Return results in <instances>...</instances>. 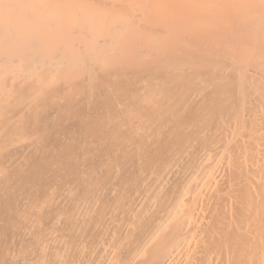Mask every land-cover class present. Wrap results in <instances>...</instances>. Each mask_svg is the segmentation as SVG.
Here are the masks:
<instances>
[{
    "label": "bare ground",
    "instance_id": "bare-ground-1",
    "mask_svg": "<svg viewBox=\"0 0 264 264\" xmlns=\"http://www.w3.org/2000/svg\"><path fill=\"white\" fill-rule=\"evenodd\" d=\"M153 1L0 0V264H264V0Z\"/></svg>",
    "mask_w": 264,
    "mask_h": 264
},
{
    "label": "rangeland",
    "instance_id": "rangeland-1",
    "mask_svg": "<svg viewBox=\"0 0 264 264\" xmlns=\"http://www.w3.org/2000/svg\"><path fill=\"white\" fill-rule=\"evenodd\" d=\"M129 1H130V0H128V2H129ZM136 1H137V0H136ZM145 1H147V0H145ZM152 1H153V0H152ZM160 1H162V0H160ZM160 1H159V3H157V4H161ZM169 1H170V0H166L167 3H166V2H164V3H166L167 5H170ZM174 1H175V0H174ZM174 1H173V5H172V2H171V6H172V7L174 6V7L172 8V7L168 6V7H167V10H168V12H170V9H171V11H173V12H174V11H177L176 13H179V10H178V9L181 8V7H179V6L177 5V3H178L177 0H176V2H175V5H174ZM182 1H184V0H182ZM189 1H191V0H188L187 2H189ZM201 1H202V0H201ZM210 1H211V0H210ZM218 1H219V0H218ZM226 1H227V0H225V3H227ZM229 1H230V0H229ZM231 1H232V0H231ZM231 1H230V2H231ZM233 1H234V0H233ZM233 1H232V2H233ZM235 1H236V0H235ZM238 1H239V0H238ZM253 1H254V0H253ZM257 1H258V0H257ZM128 2H127V4L130 3V2H129V3H128ZM134 2H135V1H134ZM140 2H142V4H143L144 0H143V1L140 0ZM149 2H150V1H149ZM153 2H157V1L154 0ZM162 2H163V1H162ZM179 2H180V0H179ZM191 2H192V1H191ZM194 2H196V1H194ZM202 2H203V1H202ZM204 2H205V1H204ZM204 2H203V3H204ZM206 2H207V0H206ZM211 2H213V1H211ZM211 2H209V3H210L211 5H213ZM236 2H237V1H236ZM244 2H245V0H244ZM249 2H250V1H249ZM131 3H132V2H131ZM138 3H139V1H138ZM144 3H145V2H144ZM146 3H147V2H146ZM196 3H198V2H196ZM196 3H194V4H196ZM200 3H201V2H200ZM203 3H202V4H203ZM213 3H214V2H213ZM215 3H216V2H215ZM225 3H224L223 5H224V8H225L226 10H228L229 8L232 7V6H231V7H228V6L225 7V6H226ZM233 3H234V2H233ZM152 4H153V3H152ZM154 4H155V3H154ZM166 4L164 5V4L162 3V5H164V7L167 6ZM178 4H179V3H178ZM180 4H181V3H180ZM180 4H179V5H180ZM182 4H183V2H182ZM182 4H181V5H182ZM185 4H187V3H186V0H185ZM188 4H189V3H188ZM188 4L186 5V6H187L186 9L189 8V5H188ZM205 4H206V3H205ZM210 4H209V5H210ZM221 4H222V2H221ZM231 4H232V3H231ZM238 4H239V3H238ZM245 4H246V3H245ZM245 4H244V5H245ZM254 4H255V3H254ZM254 4H253V5H254ZM140 5H141V3H140ZM144 5H145V4H143V6H144ZM155 5H156V4H155ZM162 5H161V6H162ZM176 5L178 6V9L175 8ZM191 5H192V7H193V4H191ZM207 5H208V3H207ZM209 5H208V6H209ZM216 5H217V3H216ZM218 5H219V4H218ZM227 5H229V4H227ZM233 5H235V4H233ZM236 5H237V4H236ZM239 5H240V4H239ZM239 5H237V6H239ZM244 5H243V7H244ZM247 5H248V4H246V6H247ZM253 5H252V6H253ZM128 6H129V5H128ZM133 6H135V4L133 5V3H132V8H134ZM141 6H142V5H141ZM151 6H152V5H151ZM156 6H157V5H156ZM156 6H155V7H156ZM184 6H185V5L182 6V7H183V11L187 12V10H184V9H185ZM195 6H196V5H195ZM195 6H194V8H195ZM220 6H221V5H220ZM246 6H245V7H246ZM158 7H159V6H158ZM158 7H157V8H158ZM190 7H191V6H190ZM198 7H199V6H198ZM200 7H201V6H200ZM216 7H217V6H216ZM222 7H223V6H222ZM222 7H221V9H222ZM235 7H236V6H235ZM241 7H242V6H241ZM241 7H240V8H241ZM144 8H145V7H144ZM147 8H148V6H147ZM159 8H160V7H159ZM168 8H169V9H168ZM194 8H192V12H193L194 10H197V9H194ZM205 8H206V6H205ZM205 8H204V9H205ZM209 8H210V7H209ZM213 8H215V6H214V7L212 6V8H211L213 11H212L211 9H208V12H209V13H208V12H207V13L209 14V16H212L210 13H213L214 10H215V13L218 12V11H216V9H213ZM227 8H228V9H227ZM145 9H146V8H145ZM149 9H150V8H149ZM155 9H156V8H155ZM225 9H223V10L225 11ZM236 9H239V7H236ZM236 9H234V11H235ZM245 9H246V8H245ZM245 9H243V10H245ZM156 10H157V9H156ZM158 10H159V9H158ZM158 10H157V11H158ZM165 10H166V9H165ZM167 10H166V12H167ZM188 10H189V9H188ZM205 10H206V9H205ZM210 10H211V11H210ZM217 10H219V9L217 8ZM230 10H231V9H230ZM232 10H233V9H232ZM232 10H231V13H232ZM241 10H242V8H241ZM241 10H240V11H241ZM154 11H155V10H154ZM154 11H153V12H154ZM163 11H164V10H163ZM189 11H191V9H190ZM201 11H202V10H201ZM144 12H146V11L144 10ZM161 12H162V11H161ZM166 12H165V13H166ZM195 12H196V11H195ZM204 12H205V11H204ZM220 12H221V11H220ZM154 13H155V12H154ZM156 13H157V12H156ZM156 13H155V15H156ZM163 13H164V12H163ZM163 13H162V14H163ZM165 13H164V14H165ZM171 13H172V12H170V14H171ZM176 13L174 12V14H176ZM202 13H203V12H202ZM231 13H230V14H231ZM151 14H152V13H151ZM151 14H150V15H151ZM167 14L169 15V13H166L165 15H167ZM186 14H187V13H186ZM227 14H228V11H227ZM232 14H234V13H232ZM155 15H154V19H155V20L152 18L154 24H157V23H158V24H161V23L164 21V18L160 17L159 19H157V18H155ZM157 15H158V13H157ZM157 15H156V16H157ZM160 15H161V13H160ZM215 15H216V14H215ZM215 15H214V16H215ZM217 15H219V14L217 13ZM217 15H216V17H217ZM221 15H222V14H221ZM161 16H162V15H161ZM209 16H207V17H209ZM219 16H220V15H219ZM222 16H224V15H222ZM228 16H229V14H228L227 16H224V18H225V17H228ZM158 17H159V16H158ZM170 17H171V16H170ZM173 17H174V16H173ZM173 17H172V18H173ZM165 18H167V17H165ZM170 19H171V18H170ZM205 19L208 20L209 18L207 19V18H206V15H205ZM205 19H204V20H205ZM210 19H211V18H210ZM212 19H213V18H212ZM215 19H216V18H215ZM226 19H227V18H226ZM228 19H230V18H228ZM160 20H162V21H160ZM202 20H203V19H202ZM213 20H214V19H213ZM213 20H212V21H213ZM217 20H218V19H217ZM158 21H160V22H158ZM167 21H168V20H167ZM169 21H170V20H169ZM199 21H200V20H199ZM209 21H210V20H209ZM228 21H229V20H228ZM153 22L150 20V21L148 22V24L150 23L149 25H151ZM164 22H165V21H164ZM226 22H227V21H226ZM198 23H199V22H198ZM205 23L207 24V21H206ZM209 23H211V21H210ZM209 23H208V24H209ZM200 24H203V23H200ZM208 24H207V25H208ZM223 24H225V23H223ZM227 24H228V23H227ZM227 24H226L225 26H228ZM204 25H205V24H204ZM210 25H213V24H209L208 27H210ZM199 26H200V25H199ZM205 27H207V26L205 25ZM208 27H207V28H208ZM202 28H203V27H202ZM209 29H210V28H209ZM137 33L140 35L139 32H137ZM123 34H124V35H123ZM123 34H122V38H123L125 35H126V36L129 35V34L127 35L126 33H123ZM126 36L124 37V40L126 39L124 43L122 42V40H123L122 38H120L119 40L114 41L115 44H119L118 52H120V53L122 52V53H121L122 55H121L120 53H118V52H116L115 54H120V56L114 54V57H113L111 60H112V62H113V59L115 58V59H114V60H115V61H114V62H115L114 65H115V66L113 65V63L111 64L110 61H109V64H110V65H108V63H107V64H105V65L103 66V67L107 66V69H109V71L106 70V69L103 68V67H101V69L99 68L98 70H100V71L102 70V72H103V70H104L103 73H102V72L100 73L101 76H103V74H104L105 77H106V74H105L106 72H107V73H108V72H111L110 70H113V69H114L113 71L119 70L118 68H119L120 66L122 67V68H120V69H123V68L126 66V65H125V62H126V60H128V59H129V61H127V62H136L135 58H136L137 52L141 51V50H140L141 48H142V50H143V47H146V46H145V42H144V41H145V38H144V31H142V33H141V35H140V38H139V37H138V38L136 37V38H131V39L129 38V39H128V38H126ZM134 39H137V40H134ZM139 39H140V40H139ZM142 39H144V40H142ZM127 40H128L129 42H128ZM132 40H134V41H133V42H134V45H133V44H131V45L134 47V49H133V47H130V46H131L130 43H133V42H131ZM137 41H138V42L141 41L140 44H137V45H136L135 43H136ZM142 41H143L144 44H143L142 47H141L140 45L142 44ZM119 42H120V43H119ZM122 43H123V44H122ZM125 43H127V44H125ZM126 45H127V47H128V46H129V47L127 48ZM135 45H136V46H135ZM138 45H139V46H138ZM135 47H136L137 49H135ZM138 47H140V48H138ZM147 47H148V46H147ZM147 47L144 48V50L141 51V52H142V53H143V52L146 53V51H148V50H146ZM120 48H121V49H120ZM129 48H130V49H129ZM148 48H149V47H148ZM123 49H124L125 51H123ZM138 49H139V50H138ZM121 50H122V51H121ZM126 50H127V51L129 50V52H127ZM130 50H131V51H132V50H135V51H132L133 54L131 53V56H129V55H130V52H131ZM253 50H254V49H253ZM253 50H252V52H251V53H253L252 56L257 55V54L260 53V51H257V50H259V48L256 50V51L259 52V53H257L255 50H254V51H253ZM254 52H255V53H254ZM123 53H124V54H123ZM139 53H140V52H139ZM145 53H144V54H145ZM123 55H124V56H123ZM145 55H147V53H146ZM145 55L142 54L141 57L143 56V58H144ZM126 56H127V57L129 56L130 58H126ZM241 56H242V54H241ZM122 57H123V58H122ZM134 57H135V58H134ZM254 57H256V56H254ZM254 57H253V58H254ZM117 58H118V60H117ZM120 58H122L123 60L120 59ZM256 58H257V57H256ZM256 58H254V60H257ZM119 59H120V60H119ZM131 59H132V60L134 59V60L132 61ZM136 59H137V58H136ZM121 60H122V61H121ZM116 61H117V62H116ZM121 62H124V63H121ZM120 64H121V65H120ZM122 64H123V66H122ZM126 64H128V63H126ZM111 65H112V66H111ZM119 65H120V66H119ZM109 66H110V67H109ZM246 66L249 67V64H248V65L246 64ZM112 67H114V68H112ZM116 68H117V69H116ZM263 68H264V66H263ZM72 70L74 71V69H72ZM100 71H99V72H100ZM105 71H106V72H105ZM113 71H112V72H113ZM74 72H75V71H74ZM75 73H76V74H75ZM75 73H74V74L72 73V75L70 74V75H71V79H75V78H77V76H79V72H78V73L75 72ZM8 74H9V73H8ZM54 77H55V76H53V77H50V76H49L48 78L55 79L56 77H55V78H54ZM72 77H74V78H72Z\"/></svg>",
    "mask_w": 264,
    "mask_h": 264
}]
</instances>
